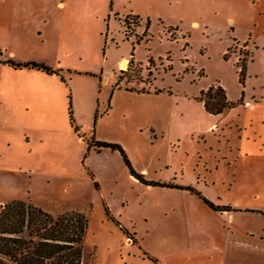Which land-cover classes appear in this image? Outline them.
<instances>
[{
	"label": "rangeland",
	"instance_id": "rangeland-1",
	"mask_svg": "<svg viewBox=\"0 0 264 264\" xmlns=\"http://www.w3.org/2000/svg\"><path fill=\"white\" fill-rule=\"evenodd\" d=\"M69 10L70 21L81 20L86 43L81 62L75 54H61L56 43L42 56L9 60L48 67L67 82L42 85L32 78L50 109L43 97L40 107L25 108L17 93L21 81L16 73L3 76L10 66L0 64V211L20 199L55 216L85 213L89 229L82 264H264V0H69ZM141 38L135 63L124 75L131 81L121 85L152 91L155 84L166 92L160 96L120 91L110 99L111 91L99 92L93 77L56 68L77 61L82 69L100 64L117 72L127 67L132 44ZM240 61L247 64L244 84ZM219 84L236 106L226 114L228 127L207 138L212 148L221 141L227 160L215 174L220 182L204 192L210 199L200 194L224 211H213L187 190L146 186L130 175L119 151L98 157L90 152L100 149L88 152V142L95 146L96 139L118 144L146 181L180 186L172 181L173 169L182 163L190 172L197 152L202 150L204 160L213 153L183 132L189 125L173 113L195 109L200 117L190 103ZM70 107L79 133L69 123ZM109 107L103 123L111 128L94 127L96 112L106 117ZM198 117L195 123L206 122ZM244 120L239 132L233 123ZM25 171H32L31 180ZM43 175L58 178L48 182Z\"/></svg>",
	"mask_w": 264,
	"mask_h": 264
},
{
	"label": "crops",
	"instance_id": "crops-1",
	"mask_svg": "<svg viewBox=\"0 0 264 264\" xmlns=\"http://www.w3.org/2000/svg\"><path fill=\"white\" fill-rule=\"evenodd\" d=\"M5 6L8 8H5ZM9 8H10V13H9ZM71 17L72 16L69 10V0H0V51H1L0 55H2L1 56L2 58L0 57L1 59L0 64H2V66L4 65L8 66L7 61H9L10 59L12 60L17 59L19 57V54L20 55L23 54L27 56L28 54L42 56L46 50H49L51 49V47L54 46V43L58 44L56 46L61 50V54L62 53H64L65 55L67 53L75 54L77 55V58L75 59H77L78 62H81L82 61L81 55L84 54V49L86 44L85 38L84 35L82 34L81 29L78 27L81 20H78L79 22L78 21L75 22L74 18H72L74 20L73 22L72 19L70 21ZM69 22H73L74 24L70 23L68 25ZM133 46L134 45L132 44V48ZM134 58L136 59L135 56ZM22 59H26V58L22 57ZM122 61L123 62L125 61V57L123 58ZM26 62H30V61H25L23 63ZM73 64L75 65H71L70 63L64 64L63 62V63H59L56 68H59V71L61 73L66 71V73L68 74H75L77 76L86 75L89 77H93L94 79L98 80L99 92L102 91V87L107 88V91L109 90L111 91L110 99L120 91L130 92V91H126L125 89H121V90H115L114 93H112L113 85L116 83L117 76L119 72L123 70L122 66L119 67V69L116 72L113 69L107 70L102 65L100 66V64L97 66V68H92V69H82L81 66H79V64L77 63V61ZM10 67H7L6 70H2L1 74L3 76L5 75L6 72L9 75H12L13 73L17 74L18 77L17 79L21 81V84L17 83V93L21 95L22 101H26L24 107L27 109L30 108L36 109V104L38 107H40V99L42 97H43L45 110L50 109L52 107V106H48L46 96L40 90L35 89L32 86L31 83L35 80L32 78L39 79L40 82H42L41 83L42 85H47L51 82H57V81L60 82L61 84H65V85L67 84V82L66 81L64 82L62 79L59 81L60 78L58 77L59 75L57 74L49 75L41 70L33 69V68L15 69L12 67L13 68L12 69ZM49 91L52 92L51 89H49ZM156 91H159V93H157ZM131 93H135L138 96L156 97L166 92L164 89L163 90L159 89L158 87L155 86V84H153L152 91L150 93H136V92H131ZM179 102H182V100ZM190 104H193L194 106L197 107V110L200 113L198 115L200 117L197 116V112L195 111V109H190L185 111L184 113L187 112L186 114L182 112H175L173 113L172 117H178L179 119H184L186 124L189 125L188 126L189 131H183V132L186 133L189 132L188 135H190L192 138L196 136L197 139H200V141H202L201 143H203L201 149H204V151H206L208 148L209 151H212L213 154H212V158H210L209 160H204L203 155H201L202 150L200 151V154L199 152H197L196 154L197 164L194 165L195 168H193L192 171L185 173L184 172L185 164L181 163L179 169L176 168L173 169L174 177L172 181L176 179L178 180L180 186H185V187L195 185L194 187L197 189V191H199L202 194L205 191L207 192L210 191V187H214L217 184V182H220L218 179L221 178H217L216 175L219 174L218 171L221 167V161L225 162L227 160L225 157V155L227 156V154L224 153V150H222V146H220L219 144L221 143V141H217L215 145L216 147L212 148L211 140H208L207 137L210 138L212 136L214 138L218 133L216 135H213V131L216 130L218 131L219 128L223 127L220 129V131L223 132L228 127L229 120H225L228 111L222 115H212L205 110L202 102L192 101ZM107 110L104 113L106 114V117L100 116L98 118L97 123L99 124V127L104 126L105 128H111L109 124L108 125L105 124L106 122L103 123L104 120L109 118L111 115L110 114L111 109H109L108 111ZM45 116H48V113H46ZM153 117L157 121L160 119L159 115H154ZM195 117H198V121L201 120L202 122L203 121L206 122L202 125L200 123L199 125L198 122L195 123L194 120ZM69 123L71 124L70 120ZM244 124L246 125V120H244V122L235 121L233 123V126H235L236 129L239 130V132H242V130L244 129L243 127L245 126ZM150 129L156 131L154 126H151ZM243 138L244 135H242V137L240 138L241 141L236 146V149L234 148L237 152H241V149L243 148V142H242V140H244ZM99 139L105 140V138L103 137H99ZM79 141L82 144L85 143L87 144V142L84 141L83 138L79 137ZM96 141L99 140L96 139ZM199 148L197 149V151L200 150ZM176 149L178 151L181 148L177 147ZM230 150L231 149L229 147V152ZM108 152L111 153V150L100 149L99 151H92L90 153H94L93 155L98 157L101 156L102 154H107ZM185 154L187 157L188 155L189 157L191 155L189 154V151H186ZM211 160L214 161L211 162ZM169 167L172 166L168 165L167 168ZM140 172L146 174L147 171L141 169ZM23 174L29 180H31L34 176L32 175V171H25L23 172ZM43 176L48 180V182L56 181L58 178L50 175H43ZM182 181H186V183H182ZM27 191L28 190H26L25 192ZM180 192L186 193V197H187L188 195L187 191L180 190ZM204 195L205 197L210 199V196L208 194L206 195L204 193Z\"/></svg>",
	"mask_w": 264,
	"mask_h": 264
},
{
	"label": "trees",
	"instance_id": "trees-1",
	"mask_svg": "<svg viewBox=\"0 0 264 264\" xmlns=\"http://www.w3.org/2000/svg\"><path fill=\"white\" fill-rule=\"evenodd\" d=\"M151 23L147 20L146 30L143 33L148 42L147 32ZM128 33L126 38L129 39ZM143 39L133 43L130 61L127 67L120 71L116 83L113 85L112 93L115 90L125 89L136 93H150L151 89L140 90L138 88L122 87V83H130V79L125 78L126 70L135 63V46L141 45ZM227 58L226 56H224ZM150 62V61H149ZM8 65L15 69L33 68L44 70L50 75L58 74L52 69L36 64H15L12 61ZM239 82L245 83L247 64L240 61ZM91 75V74H90ZM92 76V75H91ZM94 76V75H93ZM65 82V80L62 78ZM159 93V91H156ZM199 101L203 103L205 110L212 115H222L234 108L236 104L228 100L227 92L221 85H213L207 90L200 92ZM110 109V107H109ZM70 122L76 133L79 127L75 124L72 108L69 109ZM99 118L98 112L95 115L94 127ZM92 148L111 149L119 151L132 177L136 178L146 186L178 188L187 190L197 195L213 211H224L223 208L216 207L208 199L204 198L194 186L181 187L171 186L155 182H149L144 176L139 174L129 161L124 149L114 143L96 141L95 146L88 142V152ZM97 186V185H96ZM109 211V209H107ZM89 229V219L85 213L73 211L55 216L50 212L24 200L16 199L7 204L0 211V264H82L85 238ZM149 258L157 263V260Z\"/></svg>",
	"mask_w": 264,
	"mask_h": 264
},
{
	"label": "built area",
	"instance_id": "built-area-1",
	"mask_svg": "<svg viewBox=\"0 0 264 264\" xmlns=\"http://www.w3.org/2000/svg\"><path fill=\"white\" fill-rule=\"evenodd\" d=\"M248 105V104H247Z\"/></svg>",
	"mask_w": 264,
	"mask_h": 264
}]
</instances>
